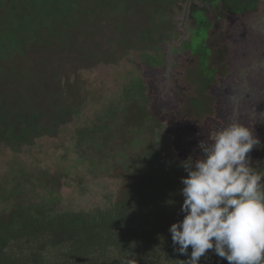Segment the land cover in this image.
Returning <instances> with one entry per match:
<instances>
[{
	"label": "rangeland",
	"instance_id": "374dc122",
	"mask_svg": "<svg viewBox=\"0 0 264 264\" xmlns=\"http://www.w3.org/2000/svg\"><path fill=\"white\" fill-rule=\"evenodd\" d=\"M233 120L264 175V0H0V215L110 212L150 143L172 169Z\"/></svg>",
	"mask_w": 264,
	"mask_h": 264
},
{
	"label": "trees",
	"instance_id": "16d2710c",
	"mask_svg": "<svg viewBox=\"0 0 264 264\" xmlns=\"http://www.w3.org/2000/svg\"><path fill=\"white\" fill-rule=\"evenodd\" d=\"M207 103L201 95L181 110L200 122L209 112ZM133 111L139 128L146 114ZM145 151L137 156L135 175L115 171L125 185L110 212L51 215L19 206L0 215V264H182L188 257L174 251L169 228L183 219L181 178L187 173L181 162L167 169L152 143ZM200 264L228 262L209 250Z\"/></svg>",
	"mask_w": 264,
	"mask_h": 264
},
{
	"label": "clouds",
	"instance_id": "9594fccd",
	"mask_svg": "<svg viewBox=\"0 0 264 264\" xmlns=\"http://www.w3.org/2000/svg\"><path fill=\"white\" fill-rule=\"evenodd\" d=\"M259 143L233 120L200 141V157L181 161L184 215L169 232L182 264H200L209 250L228 264H264V175L248 155Z\"/></svg>",
	"mask_w": 264,
	"mask_h": 264
}]
</instances>
